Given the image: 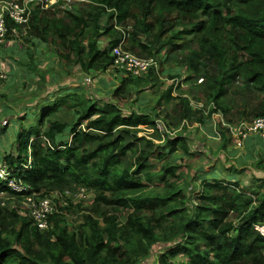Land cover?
Returning <instances> with one entry per match:
<instances>
[{
	"label": "trees",
	"instance_id": "16d2710c",
	"mask_svg": "<svg viewBox=\"0 0 264 264\" xmlns=\"http://www.w3.org/2000/svg\"><path fill=\"white\" fill-rule=\"evenodd\" d=\"M30 4L26 23L6 17L7 40L16 37L12 29H17L25 44L37 39L51 45L59 59L68 62L64 70L70 64L92 75L114 69L119 78L102 98L86 94L80 86L57 84L50 100L20 117L26 125L16 133L15 153L1 159L13 176L41 196L81 187L93 196L89 204L69 198L59 203L49 217L51 227L41 231L30 217L10 207L7 197L21 199L22 194L0 180V264H138L154 244L172 241L175 244L152 264H264V237L254 227L264 223L263 177H256L254 184L202 179L192 203L182 189L165 180L167 168L153 172L154 158L179 148L190 153L176 134L183 121L198 123L201 129L213 112H221L216 129L225 149L232 136L222 121L234 125L264 112V0ZM118 46L152 57L158 68L131 75L115 64ZM28 50L25 65L46 86L45 74L36 71ZM172 65L179 71H172ZM180 68L188 73L182 81L196 88L182 90L181 83L172 82L162 89L160 77L173 81L181 77ZM59 75L51 72V85ZM148 88L159 91L152 114L160 112L176 126L173 134L161 132L142 109L125 111L119 105L122 98L136 103L134 94ZM37 89L32 94L43 93ZM186 93L195 102L211 105L208 113L194 108ZM140 125L153 132L139 134ZM167 170L172 174L174 168ZM155 178L164 183L160 192L147 189ZM66 212L76 216L70 223L64 219Z\"/></svg>",
	"mask_w": 264,
	"mask_h": 264
},
{
	"label": "rangeland",
	"instance_id": "374dc122",
	"mask_svg": "<svg viewBox=\"0 0 264 264\" xmlns=\"http://www.w3.org/2000/svg\"><path fill=\"white\" fill-rule=\"evenodd\" d=\"M46 3H49L46 1ZM54 3H57L58 5L67 6L69 3V0H56ZM78 6V5H76ZM68 7V6H67ZM18 39V40H17ZM22 38L15 37L11 38L10 41H21ZM6 39L0 41V56L4 54V50H6V53H9L13 50L12 47L3 48L4 42ZM36 42L35 45H30L29 50L32 52V61L33 64L36 66V71L39 73L44 72L46 79L47 87L44 86L43 82H37L36 78H33L35 75V70H31L28 66L25 65V63L29 60L28 58H7L5 60V56L0 57L2 60L8 62L9 65H11V70L8 71L7 78L4 81L0 82V159L3 158V155L5 153H9L12 151V149H15L16 145V133L19 130L20 126L23 127L26 125V120H21L20 115L22 114L23 110H25L26 103H32L33 101H37L39 98H37L39 95L32 94V91L36 89V86L38 85V89L41 92H44L45 90L49 91H55L57 89L58 85H68L69 87H75L80 86L83 87V91L86 94H91L92 96L98 98L107 96L110 89L118 84V78L116 76V72L114 69H109L108 71L104 73H96L94 75L92 74H85L82 72V70L79 68L78 65L70 64L69 68L67 70H64V65H67V61H61L57 54L50 48L49 45H45V43L38 42L36 39L34 40ZM104 43V42H103ZM45 45V46H44ZM41 46H44L40 48ZM52 47V46H51ZM20 54L17 53L16 57H19ZM172 71H179V66L172 65L169 67ZM64 70V71H63ZM180 75L182 77H186L188 75L187 71L180 68ZM57 71V72H54ZM51 72L59 75L58 72H61V75L58 77L55 76V83L51 85L49 77H51ZM58 73V74H57ZM139 75L144 74L142 70L138 69L137 73ZM87 79L88 83L86 84L84 81ZM175 85L176 82L181 83V89L182 90H188L190 88L195 87L193 83L190 81H181L180 78H175L173 81L171 79H168L166 75H162L160 77V85L162 89H165L169 84ZM37 89V90H38ZM144 93H136L134 94L137 98L136 103L131 102L129 99H120L118 100L119 105H121L125 111H128L130 109L137 110L140 112L142 109L144 112L149 113L148 119L153 120L160 118L163 120L164 125L166 128H170L171 134H173V130L171 128H176V126H172L171 124H168L167 118L162 117L161 113L158 112L157 116L152 114V106L155 104L156 98L159 95V91L155 92L152 88H148L145 90ZM176 92V90H175ZM173 92V94H175ZM55 93V92H54ZM53 93V94H54ZM133 95V98H135ZM187 96L188 93H186ZM190 101L194 108L203 107L204 113L207 114L208 110L210 109L211 105L205 106L202 102H195V100L192 98V96H189ZM144 101V102H142ZM130 103V104H129ZM28 108V107H26ZM34 110V109H33ZM31 111H27V113H30ZM171 113V112H170ZM213 115L214 121H218L219 116L215 113L211 114V117ZM27 121H29L27 119ZM200 125L190 123L188 125H184L183 129L176 134H180L183 139L186 141V144L188 146L189 152H184L181 148L175 153H173L170 156L163 157L159 160L154 158L153 165L154 170L153 172L162 173L164 169H168L169 167H173V173L171 174L167 169L165 170V180L171 183H174V186L177 189H182L183 193L186 194L187 199H189L190 202H196L195 196L200 192L201 190V179H210L213 177H220L219 171L221 169H218L220 167H224L225 163L221 159L218 161V166L216 169H212L209 172L203 171V165L206 164L207 160H212L213 157H215L219 149L215 148L213 149L212 146H215L212 144V146H207L206 141L213 142L211 140H207L206 138L202 137L204 135V130L199 129ZM2 128H5L3 131ZM140 128L143 129L141 132H139L141 135L148 134L153 132L150 131V129L147 128L146 125H140ZM161 130V129H160ZM206 134V133H205ZM199 144V145H198ZM217 144V141H216ZM196 145H198L196 147ZM229 151H233L232 146H228ZM14 153V152H12ZM208 155V156H207ZM218 159V158H216ZM264 165V164H263ZM227 166L230 167V169L233 168V165L228 164ZM218 169V170H217ZM257 170V166L255 167ZM264 168L261 167V170ZM223 172H226L227 169H223ZM238 170H228L227 173L229 175H226L224 177H230L231 174L238 173ZM262 174V173H260ZM256 177L249 178L248 182L251 184H254ZM155 184H149L148 185V191L150 192H160L159 189H162L164 187V183L159 178L153 179ZM242 184V183H241ZM200 187V188H199ZM197 191V192H196ZM92 193L85 191L84 195L82 197H76L73 198L71 201L73 203L80 202L82 204H89L92 201ZM10 207H13L16 209V211L20 214H24V207L22 205V199L18 198H10ZM60 200L61 197H58ZM6 200V199H4ZM56 202V204H58ZM76 216L74 214H70L68 212L65 213L64 219L67 221V223H70ZM167 248V247H166ZM157 255H155L154 259L151 261H156Z\"/></svg>",
	"mask_w": 264,
	"mask_h": 264
},
{
	"label": "built area",
	"instance_id": "2783aa9c",
	"mask_svg": "<svg viewBox=\"0 0 264 264\" xmlns=\"http://www.w3.org/2000/svg\"><path fill=\"white\" fill-rule=\"evenodd\" d=\"M47 5L53 4L56 0H39ZM48 1L49 3H46ZM72 0H69V2ZM31 2L34 0H0V41L6 39L7 26L6 17H9L16 23H26L28 15L31 12ZM64 5H62L63 7ZM12 33H16V29H12ZM116 53L115 64L119 68H122L129 72L131 75L136 74L140 69L145 73L150 67L154 66L156 69L158 63L151 57H140L128 51L122 50L120 46L114 48ZM6 72L3 70V64L0 59V78H5ZM228 127L229 133L233 138L234 145L241 147L244 139L252 133L258 134L264 139V112L262 115L253 118L250 121H240L237 124H228L222 121ZM183 124H187L183 121ZM13 172L9 169L6 162L0 159V180L5 181L11 190L20 192L22 194V205L32 223L40 230H44L50 227L49 216L54 212L56 205L50 196H39L34 192H28L29 186L25 184L20 178L13 176ZM73 196H82L83 189H80L77 193H68ZM255 228L264 236V223L256 224Z\"/></svg>",
	"mask_w": 264,
	"mask_h": 264
},
{
	"label": "crops",
	"instance_id": "0c3cea01",
	"mask_svg": "<svg viewBox=\"0 0 264 264\" xmlns=\"http://www.w3.org/2000/svg\"><path fill=\"white\" fill-rule=\"evenodd\" d=\"M21 34H25V32H21ZM13 35H15L16 38L17 37L22 38V40L17 41V42L16 41L11 42L10 41L11 38L8 40L6 39V41L4 42L5 44L3 45V48H7L10 46L13 48V50L9 53L5 52V54H4V55H6L5 60H7V58H17V59L18 58L23 59V57L27 58V50L30 48V45L33 46L32 43L35 42L34 41L35 39H32L31 43L25 44L26 42L23 40V37H21V35L19 34L18 31H16L15 34L13 33ZM44 46H41L40 48H42ZM17 53L20 54L19 57H16ZM5 60L4 59L2 60L4 62L3 70L8 75V71L11 70V65H9L8 62ZM6 78H7V76L5 78H0V82L4 81ZM178 78H180V77H178ZM183 78L184 77L181 76V81ZM176 83H178V82H176ZM47 86L48 85H46V87ZM173 91H175V90H173ZM53 93H54V90L53 91L45 90L43 93H41L37 97V98H39L37 101H33L30 104L26 103L25 110H23V112L20 116H22L24 113H27V111H30V109L34 108L37 104L50 100L53 97ZM56 93L57 92H55L54 94H56ZM175 94H176V92H175ZM26 107H28V108H26ZM158 111H160V110L159 109L156 110V112H158ZM166 111H167V109H166ZM153 120H155V119H153ZM201 129L204 130V132H203L204 135L202 137L206 138L207 140L213 141L210 143H209V141H206L205 142L206 145L212 146V144H213V145H215V146H212L213 149H215V148L219 149L218 154L215 157H213L212 160L208 159L206 164L202 166L203 171L209 172L212 169H216L218 166V161H219V159H221L222 161H224L225 166L218 168V169H221V171H219V175H220L219 178H226L229 180H239L240 183H242V184L250 183V182H248L249 178H253V177H259V178L263 177L264 178V169L261 170V167L264 168V165H263L264 164V139H262V137L260 135L250 134L244 140V143L241 147H235L234 144L231 142V143H229V145L226 146L225 149H222L221 148V137H220L219 133L217 132L216 121H214L213 117H212L211 121L206 122L205 126H201ZM216 141H217V144H216ZM198 145H196V147ZM228 146H232L233 151H229ZM12 152L15 153V150L12 149V151L9 153H12ZM6 154H8V153H6ZM216 158H218V159H216ZM228 164L233 165V168L230 169V167L227 166ZM256 166L258 168L257 170L255 169ZM223 169H227V171L234 169V170H238L239 172L236 174L232 173L230 177H224V176L229 175V174L227 173V171L223 172L222 171ZM260 173H262V174H260ZM211 178H214V177L212 176Z\"/></svg>",
	"mask_w": 264,
	"mask_h": 264
},
{
	"label": "clouds",
	"instance_id": "9594fccd",
	"mask_svg": "<svg viewBox=\"0 0 264 264\" xmlns=\"http://www.w3.org/2000/svg\"><path fill=\"white\" fill-rule=\"evenodd\" d=\"M16 31H18L17 29H16ZM22 32H26L25 30H22ZM158 68V67H157ZM156 68V69H157ZM175 85H176V83H175ZM198 103V102H197ZM202 103V102H201ZM190 104L192 105V103H191V101H190ZM193 106V105H192ZM199 109H202L203 110V112H204V108L203 107H199ZM213 113H215V114H217L218 116H219V119L218 120H222V118H223V116H222V114H221V112H213ZM212 113V114H213ZM263 114V113H262ZM261 114V115H262ZM260 116V115H259ZM212 117H213V115H212ZM256 118V117H255ZM253 119V118H252ZM251 119V120H252ZM155 121V125H156V127H158V129L162 132V131H169L170 129H168V128H166L165 127V125H164V122H163V120L162 119H160V118H157V119H155L154 120ZM241 121H250V120H241ZM240 122V121H239ZM238 122V123H239ZM216 123H217V121H216ZM194 124H198V123H194ZM181 125V124H180ZM179 125V126H180ZM186 125H188V123L186 124ZM147 126V125H146ZM140 127V126H139ZM148 128V127H147ZM148 129H150L151 131H153V129L152 128H148ZM172 130H173V133L175 132V131H177V127L176 128H171ZM171 133V132H170ZM140 134V133H139ZM252 134H255V133H252ZM248 137V136H247ZM246 137V138H247ZM245 138V139H246ZM244 139V140H245ZM232 143L234 144V142H233V138H232ZM243 143H244V141H243ZM235 146V145H234ZM236 147V146H235ZM26 159H27V162L24 164V167H28V164H29V162H30V156L28 155L27 157H26ZM24 182V181H23ZM26 184V183H25ZM28 185V184H27ZM29 186V185H28ZM30 187V186H29ZM30 189L31 188H29V190H28V192H32V191H30ZM80 189H83V194H82V196L84 195V193H85V189L84 188H78L76 191H74V192H72V191H64L63 193H59V192H57V191H54V192H52V193H50V194H48L47 196H50L52 199H53V202L55 203V205L57 206L59 203L60 204H62V205H64V204H66L67 203V198H69V199H73V198H76V197H82V196H73V195H69L68 193H72V194H74V193H77V192H79L80 191ZM16 192V191H15ZM197 192V191H196ZM35 194H37V195H39V196H41L40 194H38V193H36V192H34ZM43 196H46V195H43ZM58 197H61V199L59 200V203L58 204H56V202H55V199L56 198H58ZM192 203H194V201L192 202ZM56 209L57 208H55V210H54V212L56 211ZM53 212V213H54ZM52 213V214H53ZM24 214H25V211H24ZM51 214V215H52ZM27 215V214H26ZM50 215V216H51ZM28 216V215H27ZM49 216V217H50ZM29 217V216H28ZM32 221V220H31ZM50 221V220H49ZM50 223V227H51V222H49ZM32 225H34L33 223H32ZM35 226V225H34ZM36 227V226H35ZM49 227V228H50ZM255 227V226H254ZM37 228V227H36ZM49 228H47V229H44V230H41V231H46V230H48ZM40 230V229H39ZM260 233V232H259ZM263 236V235H262ZM264 237V236H263ZM175 244V242L174 241H172V242H170V244L168 245V243H156V244H154L152 247H151V249H150V253H149V255L145 258V259H143V260H141L138 264H152V263H155L156 261H157V259H156V261H151V260H153L154 259V257H155V255H159V253H162L163 251H165V249H166V247H168V246H172V245H174ZM157 258H158V256H157Z\"/></svg>",
	"mask_w": 264,
	"mask_h": 264
}]
</instances>
